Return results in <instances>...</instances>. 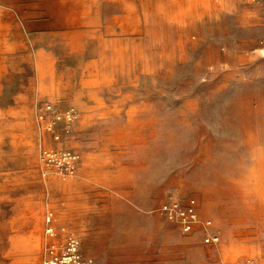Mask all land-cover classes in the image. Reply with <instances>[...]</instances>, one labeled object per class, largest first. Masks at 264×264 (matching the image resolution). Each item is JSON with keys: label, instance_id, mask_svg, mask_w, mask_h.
Listing matches in <instances>:
<instances>
[{"label": "rangeland", "instance_id": "rangeland-1", "mask_svg": "<svg viewBox=\"0 0 264 264\" xmlns=\"http://www.w3.org/2000/svg\"><path fill=\"white\" fill-rule=\"evenodd\" d=\"M191 199L217 244L158 212ZM68 235L91 264H264V0H0V264Z\"/></svg>", "mask_w": 264, "mask_h": 264}, {"label": "built area", "instance_id": "built-area-1", "mask_svg": "<svg viewBox=\"0 0 264 264\" xmlns=\"http://www.w3.org/2000/svg\"><path fill=\"white\" fill-rule=\"evenodd\" d=\"M158 212L183 235L194 234L198 230L204 244L218 242L217 234L210 231L211 223L201 220L194 200H171L161 204ZM45 235L49 239L55 238L51 214L45 218ZM43 264H91V261L82 255L78 238L68 235L61 246L50 241L45 247Z\"/></svg>", "mask_w": 264, "mask_h": 264}, {"label": "crops", "instance_id": "crops-1", "mask_svg": "<svg viewBox=\"0 0 264 264\" xmlns=\"http://www.w3.org/2000/svg\"><path fill=\"white\" fill-rule=\"evenodd\" d=\"M210 231H212L213 232V230L211 229Z\"/></svg>", "mask_w": 264, "mask_h": 264}, {"label": "bare ground", "instance_id": "bare-ground-1", "mask_svg": "<svg viewBox=\"0 0 264 264\" xmlns=\"http://www.w3.org/2000/svg\"><path fill=\"white\" fill-rule=\"evenodd\" d=\"M217 243H218V242H217ZM217 243H216V244H217Z\"/></svg>", "mask_w": 264, "mask_h": 264}]
</instances>
